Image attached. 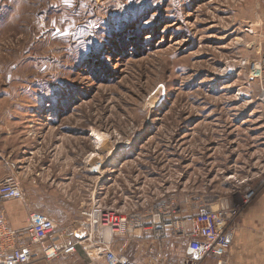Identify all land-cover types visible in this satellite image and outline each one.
I'll return each mask as SVG.
<instances>
[{"label": "rangeland", "instance_id": "1", "mask_svg": "<svg viewBox=\"0 0 264 264\" xmlns=\"http://www.w3.org/2000/svg\"><path fill=\"white\" fill-rule=\"evenodd\" d=\"M263 11L264 0H0V179L9 149L70 241L85 209L127 215L137 227L116 245L136 264H182L178 226L251 189L234 247L260 244L264 99L250 63L264 54ZM66 262L91 260L79 248Z\"/></svg>", "mask_w": 264, "mask_h": 264}, {"label": "built area", "instance_id": "2", "mask_svg": "<svg viewBox=\"0 0 264 264\" xmlns=\"http://www.w3.org/2000/svg\"><path fill=\"white\" fill-rule=\"evenodd\" d=\"M261 37L264 43V30ZM250 69L260 87V98L264 99V54L250 63ZM10 168L14 173L0 181V208L9 201L25 200L16 175L18 166L11 163ZM256 195L249 189L241 204L205 208L179 225L180 235L189 239L182 264H229L243 208ZM82 218L81 235L69 242L67 233H60L57 221L49 216L31 213L27 225L16 230L0 212V264H33L39 259L52 263L62 257H74L79 248L95 264H136L123 253V247L116 245L117 238L137 227L131 218L102 205L85 209ZM156 227L160 231L171 225Z\"/></svg>", "mask_w": 264, "mask_h": 264}, {"label": "crops", "instance_id": "3", "mask_svg": "<svg viewBox=\"0 0 264 264\" xmlns=\"http://www.w3.org/2000/svg\"><path fill=\"white\" fill-rule=\"evenodd\" d=\"M264 12V11H263ZM1 161L4 162L5 170L3 172V177L0 179L3 180L4 178L8 177L9 175L14 173V170L10 168L11 163H15L12 160H9V149L5 152V157ZM16 164V163H15ZM16 175L19 178V181L21 183V187L24 191L25 200L24 201H9L6 202L1 208L0 212H4L11 227L13 229L19 230L24 228L27 225V221L29 218V215L31 213H38L42 215H52L49 211H47L44 206L41 203V198L48 196V194H45L41 190H32L30 184H25V181H21V178L16 172ZM23 173H21V176ZM38 181V179L34 178V181ZM244 222L241 224V231H244L246 228H242L244 226ZM242 225V226H241ZM67 241L70 242V240L67 239ZM254 245L251 246V248L248 247V244L243 243L237 244L238 247L232 248L230 254H229V264H264V239H262V242L259 244L258 239L253 240ZM238 243V242H237ZM243 245V247H242ZM249 251H247V248ZM68 258H60L52 263H47L44 260H37L33 264H68L67 261ZM88 264H95L93 261H91Z\"/></svg>", "mask_w": 264, "mask_h": 264}, {"label": "bare ground", "instance_id": "4", "mask_svg": "<svg viewBox=\"0 0 264 264\" xmlns=\"http://www.w3.org/2000/svg\"><path fill=\"white\" fill-rule=\"evenodd\" d=\"M97 138H98V137H97ZM97 138H96V139H97Z\"/></svg>", "mask_w": 264, "mask_h": 264}]
</instances>
